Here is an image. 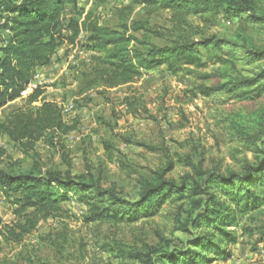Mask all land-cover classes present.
<instances>
[{
  "label": "trees",
  "instance_id": "obj_1",
  "mask_svg": "<svg viewBox=\"0 0 264 264\" xmlns=\"http://www.w3.org/2000/svg\"><path fill=\"white\" fill-rule=\"evenodd\" d=\"M121 1L115 11L118 29L114 30L91 22L88 13L83 18L77 0H0V109L23 100V106L10 110L0 123V135L18 145L23 154L35 153V144L42 141L66 158L63 139L76 126L64 121L56 103L44 99L40 86L29 87L36 71L51 63L64 40L74 44L82 33L87 34L86 48L101 57L82 73L80 95L130 85L164 65L175 75L199 60L200 49H214L225 57L216 61L225 67L216 71L223 81L200 86L202 96L221 92L232 99L254 100L264 95V66L250 69L245 76L228 75V69L239 70L241 60L247 65L263 63L264 49L204 32L218 17L264 26L253 0ZM93 3L103 6L107 0ZM66 6L75 11L69 20L62 17ZM140 6L168 13L170 27L161 32L147 19L133 18ZM194 19L202 25H195ZM154 39L165 44L156 45ZM27 90L33 92L22 98ZM138 105V101L125 102L130 113ZM240 137L253 160L239 172L221 173L187 160L185 166L193 175L175 181L167 179L165 171L158 172L152 181L143 183L133 200L115 188L104 187L101 172L76 176L45 168L36 160L27 169L0 170V194L14 208L15 218L0 228V238L22 241L41 221L63 218L67 213L64 205L75 199L87 208V224L131 226L153 217L170 219L179 236L160 237L158 244H143L138 249L114 241L105 246L116 259L131 264L226 262L232 256L229 246L240 237L254 238L255 250L264 242V221H259L264 216V124L255 134L240 132ZM104 149L112 161V145L104 142Z\"/></svg>",
  "mask_w": 264,
  "mask_h": 264
},
{
  "label": "rangeland",
  "instance_id": "obj_2",
  "mask_svg": "<svg viewBox=\"0 0 264 264\" xmlns=\"http://www.w3.org/2000/svg\"><path fill=\"white\" fill-rule=\"evenodd\" d=\"M253 3L256 15L264 19V0ZM121 5V0H107L103 6L95 5L93 0H77V8L84 10L83 18L88 13L91 22L114 30L118 29L115 11ZM74 14L66 6L62 17L69 20ZM133 18L147 19L161 32L170 27L168 13L145 6L136 8ZM192 21L202 25L195 19ZM204 32L264 49L263 25L218 17L204 27ZM152 42L165 44L158 39ZM87 44L85 33L74 44L64 40L51 63L35 73L39 75L38 89L43 91L44 99L56 103L64 121L76 126L63 139L66 158L42 141L35 144V153L25 155L18 145L0 135L1 171L27 169L36 160L45 168L76 176L101 172L104 187L115 188L133 200L143 183L152 181L158 172L165 171V177L175 181L193 175L185 166L187 160L221 173L239 172L245 163L253 160L244 148L240 132L253 135L264 124V95L254 100H239L221 92L208 97L199 93L200 86L212 87L223 81L216 74L217 70L225 69L216 62L218 58L225 59L222 52L200 49L199 60L175 75L164 65L144 73L130 85L99 88L80 95L82 73L101 57L86 48ZM259 66H264V62L247 65L241 60L239 70L228 69V75L245 76ZM32 92L27 90L22 98ZM126 100L138 101V110L130 113ZM21 106L23 100L19 99L1 108L0 123L10 110ZM104 142L113 147L112 161ZM13 209L0 194V228L14 221ZM64 209L67 213L63 218L41 221L20 242H5L0 238V264H131L116 259L105 246L114 241L138 249L143 244H158L160 237L171 239L174 233L180 235L174 231L170 219L153 217L131 226L87 224V208L75 199L65 204ZM259 221L262 223L264 216ZM235 230L239 235V229ZM253 248L254 238L240 237L229 246L230 260L216 264H264V242Z\"/></svg>",
  "mask_w": 264,
  "mask_h": 264
},
{
  "label": "bare ground",
  "instance_id": "obj_3",
  "mask_svg": "<svg viewBox=\"0 0 264 264\" xmlns=\"http://www.w3.org/2000/svg\"><path fill=\"white\" fill-rule=\"evenodd\" d=\"M37 86H41V83L39 82V75L38 74H36L35 76H34V85H33V81L30 83V87H29V89H31V88H36Z\"/></svg>",
  "mask_w": 264,
  "mask_h": 264
},
{
  "label": "built area",
  "instance_id": "obj_4",
  "mask_svg": "<svg viewBox=\"0 0 264 264\" xmlns=\"http://www.w3.org/2000/svg\"><path fill=\"white\" fill-rule=\"evenodd\" d=\"M34 80V79H33ZM33 85H34V82H33Z\"/></svg>",
  "mask_w": 264,
  "mask_h": 264
}]
</instances>
